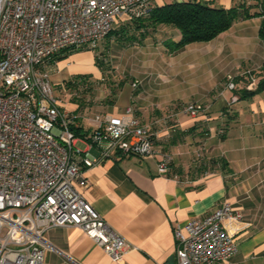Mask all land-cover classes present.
Instances as JSON below:
<instances>
[{
	"label": "crops",
	"instance_id": "1",
	"mask_svg": "<svg viewBox=\"0 0 264 264\" xmlns=\"http://www.w3.org/2000/svg\"><path fill=\"white\" fill-rule=\"evenodd\" d=\"M184 1L190 0H152V7ZM200 1L226 8L256 2ZM261 21V16L238 19L214 39L178 51L167 47L180 40L178 28L159 24L144 35L138 31L139 42L126 51L128 71L107 113L120 115L132 105L142 122L151 125L156 153L113 152L85 171L88 186L83 190L130 247L115 261L80 228L58 226L45 234L44 264H177L176 228L205 217L224 201L233 203L250 225L236 237L238 252L216 264H264V91L239 98L227 87L229 75L241 87L242 76L264 64ZM55 60V85H67L75 75L102 76L94 51L71 49ZM134 80L140 81L136 88ZM61 101L63 109L77 116V147L97 157L99 150L88 138L94 117L88 104L77 98ZM189 103L202 104L205 113L190 116L185 111ZM164 153L172 161L161 173L158 163Z\"/></svg>",
	"mask_w": 264,
	"mask_h": 264
},
{
	"label": "built area",
	"instance_id": "2",
	"mask_svg": "<svg viewBox=\"0 0 264 264\" xmlns=\"http://www.w3.org/2000/svg\"><path fill=\"white\" fill-rule=\"evenodd\" d=\"M152 0H0V264H44L46 232L58 226L83 230L117 261L130 247L88 201L85 171L118 151L156 153L155 133L134 107L96 114L89 141L97 157L76 145L77 116L55 93V56L71 49L95 51L121 19L148 15ZM139 80L133 82L136 88ZM256 86V81L248 88ZM227 87H236L228 76ZM192 117L205 113L189 103ZM172 156L164 153L165 173ZM250 225L224 201L205 217L177 227V264H216L239 250L237 235Z\"/></svg>",
	"mask_w": 264,
	"mask_h": 264
},
{
	"label": "trees",
	"instance_id": "3",
	"mask_svg": "<svg viewBox=\"0 0 264 264\" xmlns=\"http://www.w3.org/2000/svg\"><path fill=\"white\" fill-rule=\"evenodd\" d=\"M255 1L254 4L243 3L242 5L230 8L211 6L200 0L174 2L162 7H152L148 15L131 19L134 25L132 22L130 23L133 26V32L130 36H128V33H130L129 29L122 27L120 29H113L107 38L115 35L118 38H125L126 40L134 42L137 40L136 35L139 30H143L140 33L144 35L148 28H155L159 24H169L180 30L181 38L176 42H168L167 47L171 51H178L189 43L196 41L207 42L214 39L220 33L228 30L238 19L261 16L262 21L259 35L264 43V0ZM252 8L255 10L252 11ZM69 51L65 50L59 52L57 55L59 58H62L64 55L62 56L61 54L69 53ZM97 63L100 66L101 62L98 59ZM100 67L103 70L105 69L103 65ZM91 78L92 75H75L73 79L67 82V86L69 88H77L80 85H85ZM253 80L256 81V86L249 89L248 85ZM241 81L243 82L242 86L239 87L240 84L235 82L236 87L233 89L239 98H249L258 92L264 91V64L259 71L254 72L248 70L242 76ZM75 133L78 136L80 130L75 129Z\"/></svg>",
	"mask_w": 264,
	"mask_h": 264
},
{
	"label": "rangeland",
	"instance_id": "4",
	"mask_svg": "<svg viewBox=\"0 0 264 264\" xmlns=\"http://www.w3.org/2000/svg\"><path fill=\"white\" fill-rule=\"evenodd\" d=\"M131 22V19L127 21L121 19L117 29L122 27L128 29V27L133 24V22L130 24ZM129 32L128 36H130L133 30H129ZM115 37L118 40H116ZM115 37H113L112 40L105 38L94 51L98 61L101 62L105 68L104 70L101 69L103 71L101 78H91L85 85H80L77 88H69L66 84L65 86L61 85L62 87L54 84L55 93L63 102L71 100V98L83 99L84 103L89 106L88 114L90 117L96 114H105L110 111L109 103L116 98L115 95L120 88L119 83L125 79V74L128 71L127 65L123 62L124 57L127 56L125 55L126 51L129 49V45H136L140 39L137 36L139 39L137 38V40L131 42L125 38ZM82 50L92 51L90 49ZM68 54L69 53H64V57ZM101 63L100 66H102Z\"/></svg>",
	"mask_w": 264,
	"mask_h": 264
}]
</instances>
